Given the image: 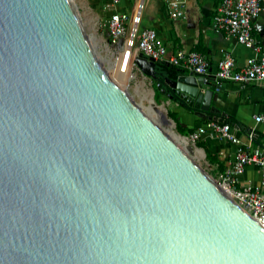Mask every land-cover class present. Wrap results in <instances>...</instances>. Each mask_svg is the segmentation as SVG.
<instances>
[{
  "label": "water",
  "instance_id": "obj_1",
  "mask_svg": "<svg viewBox=\"0 0 264 264\" xmlns=\"http://www.w3.org/2000/svg\"><path fill=\"white\" fill-rule=\"evenodd\" d=\"M135 59L213 110L204 74ZM0 264H264V226L114 85L72 0H0Z\"/></svg>",
  "mask_w": 264,
  "mask_h": 264
},
{
  "label": "built area",
  "instance_id": "obj_2",
  "mask_svg": "<svg viewBox=\"0 0 264 264\" xmlns=\"http://www.w3.org/2000/svg\"><path fill=\"white\" fill-rule=\"evenodd\" d=\"M116 7L120 0H109ZM186 0H168L167 11L171 18L185 15ZM143 2L135 5L134 13L112 9L107 18L110 41L122 51L129 45L128 59L134 50L135 56L142 54L155 61H168L188 72L206 74L209 72V61L205 55L195 49L178 47L169 53L165 43L159 40L153 27L139 29ZM264 14V0H219L213 15V25L232 35L237 40L253 48L255 53L248 56L243 63H238L232 54H222L214 71L217 82L237 81L240 83L253 80L264 81V49L255 35V20ZM134 48V49H133ZM120 52V51H119ZM131 63V61H130ZM254 119L264 124V112L256 113ZM238 127L221 117H211L196 127L186 137L196 143L202 133H210L234 144V159L225 169L215 173L216 182L228 189L233 199L264 226V149L254 144L253 131H249V142L243 141L237 133ZM255 164L260 170V180L256 184H240L247 166Z\"/></svg>",
  "mask_w": 264,
  "mask_h": 264
},
{
  "label": "crops",
  "instance_id": "obj_3",
  "mask_svg": "<svg viewBox=\"0 0 264 264\" xmlns=\"http://www.w3.org/2000/svg\"><path fill=\"white\" fill-rule=\"evenodd\" d=\"M141 1L143 9L138 28H155L159 40L165 43L169 53L174 52L178 47L195 49L203 53L209 61V72L206 77L210 79L211 87L215 90L211 111L219 112V117H223L224 120L230 121V117L235 119L230 122L238 127L237 133L245 142H249L248 133L253 131L256 137L252 142L264 149V124L254 119L256 113L264 112V81L217 82L214 77L217 61L222 54H232L241 64L248 56L255 53L253 48L245 46L236 37L228 35L213 25L212 19L219 0H186L185 15L175 19L168 14V0H120L113 9L134 13L135 5ZM254 35L264 49V14L255 20ZM158 65L165 67L164 73L175 72L177 68H180L172 66L168 61H159ZM205 87H207L206 84H204ZM169 90L170 88L165 84V88L162 89L163 94H167ZM170 111L176 115L181 125L193 129L211 118L207 116V111L198 109L191 111L175 99L170 101ZM199 140L204 142L215 158L213 162L208 160L214 173L225 169L232 163L234 144L208 132L202 133ZM259 180L260 170L255 164L247 166L245 172L240 175V184H256Z\"/></svg>",
  "mask_w": 264,
  "mask_h": 264
},
{
  "label": "rangeland",
  "instance_id": "obj_4",
  "mask_svg": "<svg viewBox=\"0 0 264 264\" xmlns=\"http://www.w3.org/2000/svg\"><path fill=\"white\" fill-rule=\"evenodd\" d=\"M72 1L79 14L85 32L88 35L91 46L107 75L111 79L119 82L126 92L129 93L128 95L132 98V100L138 105H147L149 103V98H152L157 106L162 105L166 115L173 121L174 129L177 130L174 119L169 115L171 100L166 94H162L158 100L155 98V90L157 88L156 81L139 67L135 59L136 56L134 54V50L128 59L127 55L122 54L121 45L118 49L111 43L107 28V18L113 7L111 6L109 0ZM114 62L121 64L127 62V66L123 64V71H121L120 68H114L110 65ZM148 115L150 117L152 116L150 113H148ZM160 124L164 129L168 127L167 124ZM196 147L201 148L204 151V155L201 156L195 152ZM187 150L195 161L200 164L201 167L206 170L215 181H217L215 179L214 171L208 164L204 148L198 146L197 143L192 140H189Z\"/></svg>",
  "mask_w": 264,
  "mask_h": 264
},
{
  "label": "bare ground",
  "instance_id": "obj_5",
  "mask_svg": "<svg viewBox=\"0 0 264 264\" xmlns=\"http://www.w3.org/2000/svg\"><path fill=\"white\" fill-rule=\"evenodd\" d=\"M139 3V2H138ZM123 55H127L129 54V45L128 43L126 44L125 48L122 51ZM123 64H125L127 66V62L124 63H117L114 62L112 64H110L111 66H113L114 68H120L121 71H123ZM109 77V76H108ZM109 79L114 83V85L119 88V90L126 92V90L119 84V82L111 79L109 77ZM129 94V93H127ZM141 109L144 111V113L155 123L157 124L165 133H167V135H169L174 141H176L181 147H183L184 149H187L188 145H189V140L186 136H183L182 134H180L176 129H174V124L173 121L166 115L164 107L161 106H157L152 98H149V103L147 105H140ZM148 113H150V115H152L151 117L148 115ZM160 123H164L167 124L168 127H166V129H164ZM195 152H197L199 155H204V151L201 148L196 147ZM218 184V183H217ZM219 187H221L229 196H232L231 192L226 189L225 187L221 186L218 184Z\"/></svg>",
  "mask_w": 264,
  "mask_h": 264
},
{
  "label": "trees",
  "instance_id": "obj_6",
  "mask_svg": "<svg viewBox=\"0 0 264 264\" xmlns=\"http://www.w3.org/2000/svg\"><path fill=\"white\" fill-rule=\"evenodd\" d=\"M172 66H175L173 64H171ZM158 71H165V67L162 65H158L157 67ZM170 73H174V71H171ZM158 82L159 85L157 84L156 81V85L157 88L155 90V98L158 100L160 98V96L163 94L162 89L165 88V84L163 82V79L161 76H159L158 78ZM173 99L177 100L180 104H183L187 109L191 110V111H196V108L189 105L188 103H186L184 100L178 98V97H174ZM209 117H219L220 113L217 111H207ZM169 115L174 119L175 123H176V128L178 130V132L182 135H188L190 132H192L194 129L191 127H186L180 124V122L178 121L176 115L169 110ZM235 120L232 117H230V121ZM197 145L200 147H203L206 153V157L210 162H213L215 160V158L212 156V154L210 153V151L208 150V148L206 147V145L204 144V142H202L201 140H197L196 141Z\"/></svg>",
  "mask_w": 264,
  "mask_h": 264
},
{
  "label": "flooded vegetation",
  "instance_id": "obj_7",
  "mask_svg": "<svg viewBox=\"0 0 264 264\" xmlns=\"http://www.w3.org/2000/svg\"><path fill=\"white\" fill-rule=\"evenodd\" d=\"M154 80L157 81V84L159 83V82H158V78H157V79H154Z\"/></svg>",
  "mask_w": 264,
  "mask_h": 264
}]
</instances>
